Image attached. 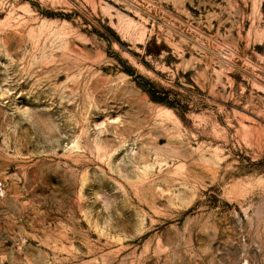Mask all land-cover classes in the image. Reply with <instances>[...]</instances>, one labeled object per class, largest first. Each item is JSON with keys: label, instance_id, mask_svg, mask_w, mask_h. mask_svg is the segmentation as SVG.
<instances>
[{"label": "rangeland", "instance_id": "rangeland-1", "mask_svg": "<svg viewBox=\"0 0 264 264\" xmlns=\"http://www.w3.org/2000/svg\"><path fill=\"white\" fill-rule=\"evenodd\" d=\"M0 264H264V0H0Z\"/></svg>", "mask_w": 264, "mask_h": 264}, {"label": "built area", "instance_id": "built-area-1", "mask_svg": "<svg viewBox=\"0 0 264 264\" xmlns=\"http://www.w3.org/2000/svg\"><path fill=\"white\" fill-rule=\"evenodd\" d=\"M3 195H4V186L2 182L0 181V199L3 197Z\"/></svg>", "mask_w": 264, "mask_h": 264}]
</instances>
